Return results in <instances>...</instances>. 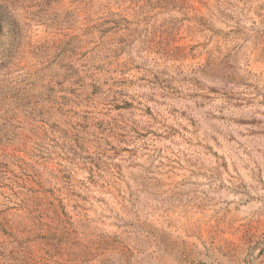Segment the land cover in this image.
Segmentation results:
<instances>
[{
    "label": "rangeland",
    "instance_id": "374dc122",
    "mask_svg": "<svg viewBox=\"0 0 264 264\" xmlns=\"http://www.w3.org/2000/svg\"><path fill=\"white\" fill-rule=\"evenodd\" d=\"M0 264H264V0H0Z\"/></svg>",
    "mask_w": 264,
    "mask_h": 264
}]
</instances>
